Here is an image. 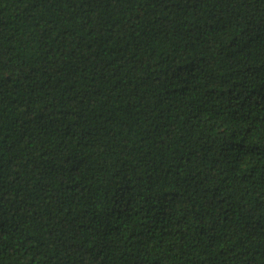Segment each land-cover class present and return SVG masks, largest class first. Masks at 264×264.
Masks as SVG:
<instances>
[{
    "label": "trees",
    "instance_id": "obj_1",
    "mask_svg": "<svg viewBox=\"0 0 264 264\" xmlns=\"http://www.w3.org/2000/svg\"><path fill=\"white\" fill-rule=\"evenodd\" d=\"M0 264H264V0H0Z\"/></svg>",
    "mask_w": 264,
    "mask_h": 264
}]
</instances>
